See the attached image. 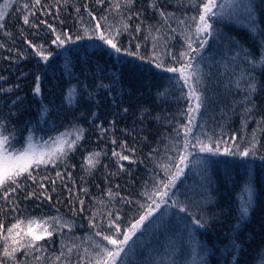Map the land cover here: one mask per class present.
<instances>
[{
  "label": "trees",
  "instance_id": "trees-1",
  "mask_svg": "<svg viewBox=\"0 0 264 264\" xmlns=\"http://www.w3.org/2000/svg\"><path fill=\"white\" fill-rule=\"evenodd\" d=\"M150 2L134 0L128 6L126 0H40L35 5V0H0V132L12 135L16 148L31 142L37 151H47L53 138L65 133L67 140H74L83 130L63 162L32 170L36 183L22 178V187L9 191L7 199L6 189H0L4 264H14L3 256L5 243L9 250L24 243L27 221L50 217L62 218L71 228L58 227L37 249L20 248L15 264H80L81 255L87 264L84 249L94 252L91 240L100 239L90 219L106 225L111 211L120 215L121 226H129L143 213L141 205L150 203L143 193L152 190V178L166 179V169L178 159L176 148L183 144L179 126L187 122L183 113L188 108L181 91L187 89L180 87L182 81L177 83L178 73L157 68L156 63L180 66L167 52L179 56L185 50L187 25L178 20L198 16L199 7L193 3L201 0H156L158 9L149 7ZM216 3L215 11L222 15L212 19L213 35L193 61L200 64L207 96V109L197 114V125L204 127L193 132H206L213 146L222 141L220 154L193 151L191 160L206 163L185 168L168 205H161L142 226L120 264H264V0ZM159 11L173 14L168 24ZM97 21L101 29L93 35ZM117 29L122 49L136 52L139 44V56L117 54L99 39ZM65 33L63 45L53 43ZM241 76L257 84L251 113L245 112L252 107L244 101L247 92L236 87ZM247 82L241 80L242 87ZM225 147L254 154L225 155ZM114 151L129 160H119ZM95 153H100L98 163L89 168L87 158ZM33 191L36 196L26 198ZM42 191L50 199L41 197ZM109 191L119 195L110 199ZM248 200V211L242 214ZM175 201L187 211L173 207ZM194 219L202 226L193 224ZM18 221L22 223L9 234L7 229ZM61 252L64 255L56 259Z\"/></svg>",
  "mask_w": 264,
  "mask_h": 264
},
{
  "label": "snow or ice",
  "instance_id": "snow-or-ice-1",
  "mask_svg": "<svg viewBox=\"0 0 264 264\" xmlns=\"http://www.w3.org/2000/svg\"><path fill=\"white\" fill-rule=\"evenodd\" d=\"M98 2H103V0H98ZM134 0H126L128 6L133 4ZM40 0H35V5H39ZM34 5V6H35ZM9 5L6 3L4 5L7 8ZM25 8L28 5H24ZM119 7V5H117ZM149 7L157 8L158 5L156 0H151ZM193 7H199L198 16H193L188 19L178 20V23L181 26L187 25L185 28L186 35H183V39L185 41V50H182L179 53V56H176L172 53L171 49L168 50L167 54L170 55L176 63H178L179 67H169L163 64V61L157 62V68H163L164 71L169 73H178V81H182L183 83L180 85L182 89H187V92L181 91V97L185 98L188 101V108L186 112L183 114L187 117V122L183 125L179 126V129L183 131V144L182 148H176L178 159L175 162L168 166V169L171 167L175 168V171H170L166 169V179L158 180L156 177H153L152 190L145 191L143 195L146 197L150 203L141 205V208L144 209L143 213L139 215L138 219H135L134 222H131L129 226L123 227L121 226L120 220L121 217L117 213L113 215L111 211L108 213L107 224L104 223H95L92 219L89 221L90 228L94 229V235L99 237V241L91 240V237L87 239L91 240L92 248L95 249L92 252L89 248H85L84 251L89 253V259L87 264H120L122 255H127V248L130 246V242L133 241V238L136 234L141 231L142 226H145L146 222H151V219L154 217V214L161 208V205H168V198L172 188L175 186L176 181L180 178L181 175L184 174L185 168L189 167L192 164H205V161L202 160H191L193 151L198 149L199 153H206L211 155L220 154L219 144L222 141H215V146H213L212 137L209 136L206 132L195 133L193 129L197 126L203 128V125H197V114L201 112V109H207V96L202 91L203 87V74L200 69V64L197 62L193 63L196 56H200L201 51L205 48L208 43V37L213 35V24L211 23L214 17L221 16L222 13L215 11L217 8L216 0H206L203 2L201 0L200 4L193 3ZM220 7H223L222 5ZM161 19L165 24H168L170 17H172V13H166L164 11L158 12ZM89 15L92 14L89 12ZM93 20H96V17H92ZM101 19H106L101 18ZM130 19V17H129ZM4 20V11L0 9V21ZM24 22L27 24L28 17H24ZM41 23H44L41 21ZM194 25V28L192 27ZM34 26V25H33ZM170 26V25H169ZM4 25L0 24V28H3ZM49 27H51L49 25ZM101 29V24L97 21L95 30H93V35H95V31ZM123 30H128V24L126 22L123 23ZM120 29H117L113 34L111 30L108 31V35H104L103 33L99 36V39L103 41L109 48L114 50L115 53L121 54L122 52L128 56H139V47L137 44V51L133 52L129 49H122V47L118 43V36L120 35ZM136 31H140V26L137 25ZM159 32V29L156 30ZM172 32H175L176 29H171ZM67 33L57 36L56 40L53 43H57L58 45H63L65 43V39L67 38ZM195 37V39L193 38ZM145 39H148L146 36ZM196 43L198 47L196 49L192 48V45ZM166 46V45H165ZM39 55V51H37ZM154 57L156 52L154 50ZM247 56L248 54L245 53ZM47 56H43L42 59H47ZM241 80H247L246 87H242ZM37 81H39V77H37ZM236 87L241 88L243 91L247 92V95L244 97V101L248 104L252 105V107H246L245 112L251 113L252 108L255 107L253 104V95L257 91V84L254 82V78L250 76H241L236 80ZM40 91L39 86L36 87L35 92L38 94ZM3 127V124L0 123V128ZM176 131L177 136L180 135L179 130ZM83 130H79V134L76 135L74 140H67L65 137L68 134L62 133L59 137L53 138L51 140L52 147L48 148L47 151L40 150L37 151L31 142H27L23 147L16 148L13 144V136L12 135H4L3 132H0V189H6L4 192V198L7 199L8 192H16L18 189L22 187L21 180L22 178L25 180H32L33 183H36V178L33 175L32 170L40 168L41 166L47 165H56L58 161L63 162L67 157L68 153L72 151L78 141L81 139ZM201 136L205 137L208 141L201 139ZM234 140L235 137H232ZM115 143V141H113ZM49 144L48 141L45 142V146ZM253 144V148H254ZM124 147V145H122ZM175 147V145H173ZM191 149V150H190ZM223 154L225 155H239L241 157H247L249 155L254 154V151L245 149L243 151H233L232 149L225 147ZM100 153H95L90 155L87 158V164L89 168L95 167L98 160L96 159ZM113 156L118 157L119 160H129V156L122 155L120 152L114 151L112 153ZM57 178L62 179L61 174L59 172L56 173ZM44 179H48L44 177ZM51 183L55 184V181H51ZM148 182L145 181V184ZM40 188L43 189L44 185L40 184ZM54 190V189H53ZM82 191H86V189H82ZM109 198H114L115 195H119L118 193H112L109 191ZM36 196V192H29L26 198H32ZM40 196L46 199H50V197H46L45 193L40 192ZM126 203H131V201L126 200ZM251 201L248 200L245 202V206L242 208V214H246L248 211V207L250 206ZM80 204L83 205V200L80 201ZM179 205L178 201L173 202L172 206L176 207ZM15 210V209H14ZM180 212H186L187 208L179 205ZM22 221H18L15 224H12L11 227L7 229L9 234L13 233V230L19 227V224ZM193 224L201 225L200 220L194 219L192 221ZM202 226V225H201ZM3 225L0 224V228ZM69 227L71 225L63 221L60 217H50L47 219L44 218H32L27 221V231L24 232V236L21 238L24 240V243L19 244L17 247L11 248L7 243H5L3 256L7 259L13 260L15 264V253L19 251L20 248L27 249H37L41 247L38 245V242L41 240L49 239L53 236V233L57 231V228ZM107 232V234H106ZM19 235V233H17ZM122 237V238H121ZM26 238V239H25ZM7 240V237H5ZM106 242V243H104ZM15 243V242H14ZM110 246V247H109ZM73 247H77L73 245ZM73 248H69L68 252L71 253ZM27 254V252H26ZM64 255L61 252L60 256L56 257V259H60ZM39 259V257H37ZM0 264H4V261H0ZM80 264H84L83 255L80 256Z\"/></svg>",
  "mask_w": 264,
  "mask_h": 264
}]
</instances>
